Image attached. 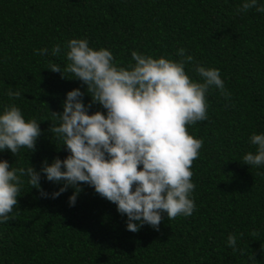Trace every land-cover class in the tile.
Wrapping results in <instances>:
<instances>
[{
	"label": "trees",
	"instance_id": "obj_1",
	"mask_svg": "<svg viewBox=\"0 0 264 264\" xmlns=\"http://www.w3.org/2000/svg\"><path fill=\"white\" fill-rule=\"evenodd\" d=\"M244 0H0V114L15 104L25 119L40 123L36 151L22 148L16 157L0 151L12 167L33 166L66 158L63 141L48 132L63 112L66 94L76 88L91 101L86 85L50 64L67 66L65 47L73 38L106 48L115 63L134 64L132 51L180 61L186 49L193 61L186 73L203 82L196 64L220 70L228 97L216 87L207 94V120L187 126L202 140L191 171L195 189L191 216L168 220L159 231L149 225L127 230V217L95 189H83L76 204L69 187L41 174V197L23 177L18 204L0 223V264H264V165L244 164L253 133H264V13L238 11ZM264 6V0H257ZM60 45V54L52 49ZM48 49L46 55L37 50ZM21 96L9 99L7 93ZM103 110L92 105L90 113ZM52 111V112H51ZM106 111V110H104ZM139 223V222H137ZM255 233V235H253ZM235 235V250L229 235Z\"/></svg>",
	"mask_w": 264,
	"mask_h": 264
},
{
	"label": "clouds",
	"instance_id": "obj_2",
	"mask_svg": "<svg viewBox=\"0 0 264 264\" xmlns=\"http://www.w3.org/2000/svg\"><path fill=\"white\" fill-rule=\"evenodd\" d=\"M253 8L264 13L257 0H244L238 11ZM65 47L67 66L62 70L50 64L48 70L61 73L62 78L65 72L72 74L86 85L91 101L85 105V93L76 88L66 94L62 113L51 111L59 124L52 122L48 132L63 141L62 148L69 153L66 158L45 160L39 171L32 165L12 167L0 160V223L9 220L18 204L23 177L40 190L41 197L48 198L41 187V174L50 182L63 183L51 194L53 199L69 187L75 189L70 206L76 204L81 184L93 187L127 217V230L134 233L144 225L159 231L164 214L168 220L191 216L195 184L190 169L203 141L190 135L187 126L207 120L210 87L225 97L230 95L220 70L196 64L194 71L203 82L193 80L185 65L194 58L183 48L177 53L180 61L132 51L135 63L125 67L115 63L110 50L90 47L87 39H70ZM60 51L56 45L51 54L58 56ZM47 53V48L37 50L38 55ZM7 95L18 99L21 93L9 89ZM94 104L103 110L90 113ZM41 134L35 118L26 120L15 104L5 105L0 114V151L8 150L16 157L22 148L35 152ZM250 143L256 152L244 155V164L264 165V133H253ZM227 242L235 250V235L230 234Z\"/></svg>",
	"mask_w": 264,
	"mask_h": 264
}]
</instances>
